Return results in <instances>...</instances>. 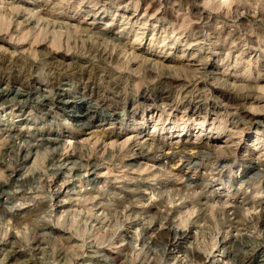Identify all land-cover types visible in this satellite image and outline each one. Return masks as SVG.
I'll use <instances>...</instances> for the list:
<instances>
[{
	"label": "rangeland",
	"instance_id": "obj_1",
	"mask_svg": "<svg viewBox=\"0 0 264 264\" xmlns=\"http://www.w3.org/2000/svg\"><path fill=\"white\" fill-rule=\"evenodd\" d=\"M0 51L39 75L0 104V264H264V0H0ZM75 62L114 122L42 102L97 99Z\"/></svg>",
	"mask_w": 264,
	"mask_h": 264
},
{
	"label": "bare ground",
	"instance_id": "obj_2",
	"mask_svg": "<svg viewBox=\"0 0 264 264\" xmlns=\"http://www.w3.org/2000/svg\"><path fill=\"white\" fill-rule=\"evenodd\" d=\"M13 2V1H12ZM9 4V3H8ZM20 4V3H19ZM22 4V3H21ZM46 9V8H45ZM18 11H16L17 13ZM47 14V13H46ZM44 15V14H43ZM47 16V15H45ZM136 17V16H135ZM41 18V16H40ZM60 19V18H59ZM66 20V19H65ZM45 22V21H44ZM52 22V21H51ZM60 22V20H59ZM62 22V21H61ZM62 24V23H61ZM58 25V23H57ZM116 33V32H115ZM114 35V34H113ZM137 35V34H136ZM119 36V35H118ZM117 36V38H119ZM41 39V38H40ZM99 39V38H98ZM124 39V38H123ZM57 40V39H55ZM120 40V38H119ZM58 41V40H57ZM115 41V40H114ZM37 42V41H36ZM56 41H54L55 43ZM128 42V41H127ZM36 44V43H35ZM100 46V45H99ZM106 46V45H105ZM42 50V49H41ZM104 51V50H103ZM8 52V51H7ZM13 53V52H11ZM102 53V52H101ZM99 56V55H98ZM113 56V52H108L107 50V53H105V56L106 58H112ZM53 62V61H51ZM50 62V63H51ZM52 65H54L53 63H51ZM62 66V68H64L66 70V72L69 74V76L73 77L76 82H77V85L78 86H83V89L86 93L90 94L91 96H96L97 99H95V101H92L90 99H86V103H85V106L82 107L81 106V109H80V112H76L73 108L75 107L74 105V101L69 99L68 98V94L69 92L67 90H70L69 88L66 89L64 86L66 84H68L66 82V79L62 77V73H50L48 74L47 76V82L49 83V85L54 86L55 89L53 90V87H52V91H48L47 94L46 93H43L39 96H42L43 95V98H42V102H47L49 104V102H53L57 105H62L63 107H65V109H68L70 111H74L73 113H75L74 115L77 116L80 120H83L82 121V125L84 126H91L92 124H94V119H93V116L95 115H91V116H88V114L90 112H96L97 114V118L101 121V120H111V121H115L117 118L120 117V114L119 112H116V111H112V113H109L108 115L109 116H105V115H98L99 113V108L101 106H104L106 105L108 102H107V98L104 97V96H101L102 92L100 91V89L98 88H95L91 85V83L93 81H95L96 79L100 78L103 76V73L101 69H99L98 67L97 68H86L84 65H82L81 63H78V62H75V63H71V64H68V65H65L64 64H59ZM33 67V66H32ZM108 69V68H107ZM112 70V69H111ZM35 72V71H34ZM34 72H32L31 70V67L28 63V61H26L25 59H21L20 57H16V56H13V55H7V54H4L0 51V83L1 82H6L8 85H13L12 87H10V89H5V90H0V104H6L8 102H13L14 101V104H17V103H20V105H23L25 104L32 96L31 92H32V85L34 83V81L36 80V78L39 77V75H36L34 74ZM64 73V72H63ZM66 73V74H67ZM64 76V75H63ZM72 78V79H73ZM166 79V78H165ZM164 80V79H163ZM98 82V81H97ZM73 83V82H72ZM14 84H17V85H14ZM5 85V84H4ZM76 85V86H77ZM107 85V84H106ZM119 86V85H118ZM36 87V86H34ZM75 87V86H74ZM40 89V88H39ZM147 90V89H146ZM150 90V89H149ZM36 91V90H35ZM73 91V90H72ZM119 90L116 91V93L118 92ZM162 91V90H161ZM164 91V90H163ZM84 92V93H85ZM150 92V91H149ZM170 92V91H169ZM114 93V91H113ZM13 94V95H12ZM75 94V93H74ZM103 94H105L103 92ZM120 94V93H118ZM144 94V98L145 100L147 101V92L143 93ZM89 95V96H90ZM165 95V94H164ZM163 95V96H164ZM167 95V94H166ZM37 96V95H36ZM72 96H74L72 94ZM106 96V95H105ZM138 96V95H137ZM38 97V96H37ZM36 97V98H37ZM108 97V96H107ZM159 97V96H158ZM169 97V96H168ZM77 98V97H76ZM112 98V97H111ZM165 98V97H164ZM17 99V100H16ZM39 99V98H37ZM41 99V98H40ZM39 99V101H40ZM73 99V98H72ZM82 99V98H81ZM235 99V98H234ZM16 100V101H15ZM134 100V99H133ZM172 100V99H171ZM76 102H78L77 100H75ZM119 101V100H118ZM165 101V100H164ZM132 102V101H131ZM189 102V101H188ZM242 102V101H241ZM82 103V102H81ZM81 103H79L80 105H82ZM114 103V102H113ZM133 103V102H132ZM200 103V102H198ZM231 103V102H230ZM135 104V103H134ZM142 104V103H141ZM148 104V103H147ZM186 104V103H185ZM110 105V104H109ZM133 105V104H132ZM137 105V103L135 104ZM135 105L132 107L135 111ZM140 105V104H139ZM110 106H113V105H110ZM117 106V105H116ZM115 106V108H116ZM120 106V105H119ZM49 107V106H48ZM62 107V108H63ZM193 107V106H192ZM130 108V110L132 109ZM189 108V107H188ZM101 109V108H100ZM187 110V109H186ZM192 110V109H191ZM200 110V109H199ZM197 110V111H199ZM126 112V111H124ZM119 114V115H118ZM159 114V113H158ZM191 114V113H190ZM234 114V113H233ZM156 115V114H155ZM155 115L154 113H150L147 115V117L150 119V118H155ZM134 116V115H132ZM123 117V116H122ZM144 117V115H143ZM159 117V116H158ZM134 118V117H133ZM192 118V117H191ZM197 120V119H196ZM200 120V118H199ZM113 121V122H114ZM247 121V120H246ZM110 122V121H109ZM81 124V123H80ZM79 124V125H80ZM83 126V127H84ZM114 127V126H113ZM12 130L11 129V133H12ZM10 131V130H9ZM13 133L15 134V137H23V133L22 131H17V132H14ZM12 133V134H13ZM13 134V135H14ZM58 134H55V136H52L51 134H45L43 136H41L40 138H37V142L38 143H42V142H55L57 141L58 137H57ZM60 135V134H59ZM14 137V138H15ZM35 140V139H34ZM59 140V139H58ZM25 144V143H24ZM36 144V143H35ZM24 146V145H23ZM27 147V145H26ZM24 147V148H26ZM30 147V146H29ZM28 147V148H29ZM142 147V146H141ZM140 147V148H141ZM62 148V147H61ZM137 148V147H136ZM139 148V150H141ZM138 151V150H137ZM143 151V149L141 150V152ZM188 151V150H186ZM192 151V150H190ZM192 153V152H191ZM2 154V153H1ZM148 155V154H147ZM191 155V154H190ZM1 157V156H0ZM147 157V156H146ZM27 159V158H26ZM22 173V172H21ZM34 178V175L33 176H22V174L15 178L14 179V182L21 186L23 184H25L27 181H29L30 179H33ZM197 181V180H196ZM131 209V208H130ZM229 209V208H228ZM238 209V208H237ZM236 209V211H237ZM148 212V211H147ZM143 213V212H142ZM237 215V214H236ZM237 217V216H236ZM238 219V218H237ZM240 220V219H238ZM246 221V220H245ZM247 222H250L247 220ZM168 223V222H167ZM238 223V222H236ZM168 226V225H167ZM166 226V227H167ZM170 226V225H169ZM172 226V225H171ZM264 226V225H263ZM159 229V228H158ZM164 229V228H163ZM155 230V229H154ZM164 232H167L169 234H172L174 237L177 238V236L180 234L181 230L177 229V228H174V227H167L165 228V231ZM172 237V236H171ZM175 238V239H176ZM174 240V238H172ZM242 240V239H241ZM243 242V241H241ZM174 243V242H173ZM243 244V243H241ZM239 246V244H238ZM234 254V253H233ZM262 254V253H261ZM232 255V254H231ZM264 256V255H263ZM201 257V256H200ZM235 257V256H234ZM246 259V258H245ZM264 262V257H263V261H261V263Z\"/></svg>",
	"mask_w": 264,
	"mask_h": 264
}]
</instances>
